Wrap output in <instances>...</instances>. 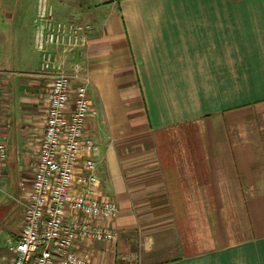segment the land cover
I'll use <instances>...</instances> for the list:
<instances>
[{
	"label": "crops",
	"instance_id": "1",
	"mask_svg": "<svg viewBox=\"0 0 264 264\" xmlns=\"http://www.w3.org/2000/svg\"><path fill=\"white\" fill-rule=\"evenodd\" d=\"M51 2L88 25L76 54L94 110L85 133L118 206L115 241L83 247L90 264H264V0ZM35 3L24 24L23 0H0V264L22 222L18 182L51 79L34 45Z\"/></svg>",
	"mask_w": 264,
	"mask_h": 264
},
{
	"label": "built area",
	"instance_id": "2",
	"mask_svg": "<svg viewBox=\"0 0 264 264\" xmlns=\"http://www.w3.org/2000/svg\"><path fill=\"white\" fill-rule=\"evenodd\" d=\"M32 25L40 68L50 71L51 79L41 95L43 130L18 182L22 222L17 237L6 244L2 264H90L83 247L115 241L118 206L101 191L97 147L85 133L94 110L76 54L88 41V25L58 17L51 0H36ZM4 85L0 73V192L6 161Z\"/></svg>",
	"mask_w": 264,
	"mask_h": 264
},
{
	"label": "rangeland",
	"instance_id": "3",
	"mask_svg": "<svg viewBox=\"0 0 264 264\" xmlns=\"http://www.w3.org/2000/svg\"><path fill=\"white\" fill-rule=\"evenodd\" d=\"M23 2H24V7L21 8V10L19 12H20V16H22L24 24H27V21H28L27 18L31 14V10L33 8L35 0H23ZM77 2H78V0H53V3L55 5H57V4L69 5L71 3H73V5H74ZM58 6H60V5H58ZM26 37H27V30L24 28V29H22V31L20 33L19 41L25 40ZM18 45H19V48L22 46L21 44H18ZM27 49L29 50V47ZM16 221H18V223H19L20 219L18 217H16L13 224H15ZM190 247H192V246H190Z\"/></svg>",
	"mask_w": 264,
	"mask_h": 264
}]
</instances>
